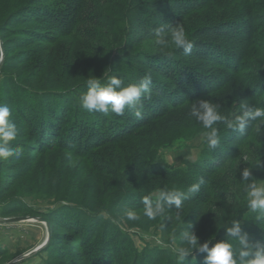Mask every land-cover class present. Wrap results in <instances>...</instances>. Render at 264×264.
Here are the masks:
<instances>
[{"label":"rangeland","instance_id":"1","mask_svg":"<svg viewBox=\"0 0 264 264\" xmlns=\"http://www.w3.org/2000/svg\"><path fill=\"white\" fill-rule=\"evenodd\" d=\"M63 1L0 0V41L3 44V54L0 46V105L9 108L11 123L19 117L14 113L12 100L21 92L18 84L65 90L84 84L75 89V93L77 89L80 91L78 96L81 100L90 89L87 83L90 79L108 83L113 78L129 77L132 83H142L146 77L144 74L161 79L146 68V57L155 54L153 49L156 51L158 47L153 45L155 40L170 41L171 31L157 38L151 36L146 27L134 22L135 18H128L130 13L127 11L134 12L129 0H87L82 13L85 22L78 26L80 33L42 41L48 34L43 32L42 23L39 24L36 18L49 21L43 10L61 9L68 16L74 15ZM167 1L170 4L166 9H173L174 15H182L194 0ZM147 9L143 7L140 12ZM125 17L127 20H122ZM234 24H242L248 30H245L243 38H249V41H242L236 34L228 32L239 30L231 28ZM111 25L116 29L114 34ZM180 25H183L193 47L190 52L182 48L179 51L190 60L194 59L195 67L211 77L212 83L216 84V77L221 75L225 84L217 86L218 89L204 99L175 110L165 119L136 132L123 144L122 152L111 147L94 150L93 153L103 162L100 172L93 168L85 155L63 148L51 152L47 158H39L31 168L30 140L27 137L16 139L20 136L19 127H16L15 140L8 147L17 151L16 157L21 159L15 162V156L10 155L7 160H0V219L28 220L0 223V264H11L40 247L43 248L39 252L18 264H93L92 260L100 255L97 246L106 228L102 224L95 230L83 213L96 214L101 210L114 211L111 215L105 214V218L111 219L113 225L109 223L121 232L116 240L117 246L110 252L116 257L117 264L134 261L133 251L137 255L155 250L170 251L178 258V250L187 247V237L192 235L197 237L199 247L182 264L186 260L197 259L199 255L203 257L202 262L208 263L211 249L219 243H229L235 249L242 247L229 229L238 224L240 229L245 226L246 230L249 223L257 220L260 211L253 212L248 208L244 186L251 185L253 181L264 182V146L253 140L248 141L237 158L226 163L222 171L212 178L226 187L218 193L226 197L227 202L212 198L204 205L189 204L179 210L162 208V212L153 219L145 215L147 208H137L130 196L159 191L166 185V181L148 182L147 176L132 172L133 157L143 153L149 145L165 144L159 148L158 161L171 169H185L188 163L202 159L208 148L207 133L211 129H204L203 122L190 115L191 105L195 104L197 108L201 102L215 105L218 114L224 117V120L216 122V129L223 128L222 123L226 121L233 122L242 117L245 112L264 110V0H221L200 13H191L174 28ZM217 27L222 30H215ZM207 43L235 53L221 58L226 64L220 65L219 59L212 60L211 55L205 54L206 48L197 46ZM191 55H196V58ZM54 57L56 62L49 70H44L43 67ZM229 63L239 66V71L233 74ZM55 66L59 74L54 72ZM258 83L260 90L257 89ZM123 88L121 85L120 89ZM148 89L151 95H156L153 88ZM164 103L167 102L164 100ZM111 115L116 119L119 117L114 113ZM247 123L257 125L259 118ZM262 125L260 132L264 131ZM112 150V155L118 158V162L113 164L116 168L107 161ZM257 160L258 164L253 167ZM246 169L251 170L249 180L243 177ZM120 194L129 197L125 203L122 199L117 201ZM128 213L135 214L137 219H129ZM261 222L255 223L253 229L259 225L262 227ZM241 236L249 240L254 237L250 230ZM258 238L261 242L252 240L251 245L248 244L251 249L264 247V237ZM204 245L207 249L201 251Z\"/></svg>","mask_w":264,"mask_h":264},{"label":"trees","instance_id":"2","mask_svg":"<svg viewBox=\"0 0 264 264\" xmlns=\"http://www.w3.org/2000/svg\"><path fill=\"white\" fill-rule=\"evenodd\" d=\"M129 1V4L132 3L133 5L134 12L127 11L130 13L128 18H135L134 22L136 21L142 27H146L147 32H151L150 35L157 38L166 35L172 28L182 23L191 13H200L206 10V7L216 4L221 0H194L193 4L188 6L186 13H182V15L181 13L174 15L175 12L173 9H166V6L170 4V1L167 0ZM86 3L87 0H64L63 4L70 8L68 9L74 14L72 16H68L61 9L48 8L43 10L46 18H49V21L47 22L46 19L36 18L39 24L42 23V28H44L43 32L48 34L42 41L49 42L52 39H63L74 33H80L78 26L85 22L82 13L85 10ZM143 7H147L148 9L140 12ZM34 15H38V13H34ZM122 20H127V18L125 17ZM124 24H126L125 21ZM219 28L217 27L215 30L219 31ZM231 28L233 30L234 28H238L239 30L231 32V29L228 32L236 34L242 41H249V38H243L245 30H248L242 24H234ZM110 29H112L113 34L116 32V29L112 25ZM220 30L222 29L220 28ZM226 30L230 29L226 28ZM197 46H200L198 48H203L204 50L206 48L205 54L208 56L211 55L212 60L217 61L219 59L220 61L218 62H220V65L226 64L221 58H224L225 55L235 53L233 50H227L223 47L218 49V46L214 45V43L199 44ZM164 47L158 45L156 51L153 49L155 51L153 53L155 54L146 57L148 61L146 68L151 71V74L156 73L158 76H161V79L158 80L154 79L152 75H143L150 77L148 87L153 88L152 90L155 91L154 93L156 95L153 96L149 91L146 92L138 101H134L131 105L127 106L124 115L119 116L118 119L112 117L111 113L105 115L99 111L93 110L89 112L83 108L78 96V92L80 91L77 89V93H75V89L79 88V86H85L84 84L68 90L40 85L25 87L24 85L18 84L17 86H19L21 92L15 95V99L12 100L15 104L14 113L18 114L19 117L16 122L13 121V124L19 127L20 131V136L16 139L27 137L30 140L28 149L31 151V168L35 162L38 163L39 158H47L51 152L63 148L77 155H85L86 159L93 164V168L100 172L103 170V162L93 153L94 150L111 147L114 151L115 149L118 151L121 149L122 152L124 149L123 144L131 140L136 132L145 130L148 126L150 127L156 122L165 119L168 114L175 110L204 99L210 95V92L218 89L217 86L225 84L221 75L220 77H216V84L212 83L210 81L211 77L199 71L193 63L195 60H190V57L184 56L179 51L180 49L159 50L164 49ZM193 58H196V55ZM54 62H56L55 57L43 69L49 70ZM237 67L239 66L229 63V68L233 71V74L239 71ZM53 70L56 74H59L57 66ZM146 77H143V82ZM120 81L124 88L130 85L140 84V82L132 83L129 77L121 79ZM108 83L100 82L101 86H107ZM258 86L257 89L260 90V84ZM209 87H212V89H208ZM248 87L252 86L248 84ZM119 90L117 89V91ZM164 100L167 103H164ZM225 124H227V121L222 123L223 128L216 129L219 140L218 145L215 148L208 147L202 159L195 163H188L185 169H171L164 163L158 161L159 148L165 147V144L149 145L143 153L133 157L132 166H134V170L132 172H139L147 176L149 179L148 182L154 180L159 182L166 181V185L159 191H147V193H135V195L131 194L130 196H132V199L134 198L133 200L137 204V208L146 209L149 205L152 208H156L159 205L165 209L179 210L189 204H207L212 198L227 202V198H224L218 193L223 188L226 189V187L216 183L212 178L222 171L226 163L237 158V155L244 149L248 141L253 140L256 144L264 146V131L259 133L255 132L256 125H252L251 123H247L245 126V128L249 127L248 130L245 128L243 130L238 128L229 129ZM261 127L263 125H260V130L262 129ZM113 150L110 151L111 154L108 153L112 159L110 160V156H108L107 161L116 168V165L114 166L113 164L118 162V158L112 155L114 154ZM11 156H15V162L21 159V157H16L18 156L17 151H11ZM194 185L198 187L197 191L192 193L189 189ZM172 191L180 193V207L174 204L169 205L160 196L161 192L170 193ZM128 198L127 195L120 194L118 195L117 201L119 202L122 199V202L125 203ZM232 198L233 196H231ZM111 211L113 210L107 212L101 210L96 214L89 211L83 213L84 216L90 219L89 224L95 230H98L102 224L106 228L104 229L105 231H102L100 244L97 246V249L101 251L100 255L92 260L93 264H117V261H115L116 257L114 258L110 252L117 246L118 243H116V240L121 236V232H119V228L112 226L111 219L105 218V214L111 215ZM250 219L252 218L250 217ZM257 220L259 222L262 221V227H259L260 225L255 226L254 230L253 225L259 223ZM257 220L249 223V227L246 230L245 226L241 228L235 241L239 242L241 239H244L249 245H251L250 241L252 240H255L257 243L261 242L258 237H264V213L258 212ZM249 230L251 231V235H254L251 240L248 237L241 236L243 232H248ZM104 248L107 249L106 252ZM233 249L234 251L237 249V252H234V257L239 264V251L242 249L243 251L249 250L243 247ZM131 253L135 254V256H132L134 261L131 260L127 264H177L178 260L176 255L174 254V256L170 251L155 250L145 252L143 255H137L136 251ZM162 254H165V256H161ZM199 256L194 260H186L183 264H205L202 262L203 257ZM251 258L246 257L245 259Z\"/></svg>","mask_w":264,"mask_h":264},{"label":"clouds","instance_id":"3","mask_svg":"<svg viewBox=\"0 0 264 264\" xmlns=\"http://www.w3.org/2000/svg\"><path fill=\"white\" fill-rule=\"evenodd\" d=\"M153 45H164V49H184L185 52H190L193 47L192 41L188 38L183 25L177 28H173L170 33V41L165 42L163 39H157L153 42ZM90 85V89L87 94L81 98V103L84 109L89 112L93 110L99 111L105 115L111 111L117 116L124 115L127 106L131 105L134 101L140 99V97L149 91L148 84L150 83V77H146L145 81L138 85H130L126 88L120 89L121 81L118 79H111L107 86H101L97 79H90L87 82ZM117 89H120L117 91ZM139 115V113H137ZM190 115L197 117L203 122L204 129H211L207 133V146L209 148H215L219 140L217 138L216 128L214 125L216 122L224 120V117L218 114L216 106L208 102H201L199 108L195 104L191 105ZM259 118V123L256 125V132H260V125L264 124V110L257 109L252 112H245L242 117H238L233 122L227 123L229 129L243 130L249 120ZM17 133L16 126L11 123L10 110L7 106L0 105V160H7L11 155V149L8 147L9 143L15 140ZM249 159L248 157H246ZM258 164V160L253 164L255 167ZM243 177L245 180L251 178V170H244ZM196 185L192 186L189 191L195 193L197 191ZM245 191L247 192V206L248 208L256 212L259 210L264 213V182L257 183L253 181L251 185L246 184ZM160 196L167 201L169 205L181 206L180 193L172 191L170 193H160ZM162 212V207L157 206L155 210L151 205L146 209L145 215L149 218L155 219L156 215ZM128 218L136 220L137 217L133 213H128ZM179 223V220L177 221ZM232 236H237L240 232V227L237 224L234 228L229 229ZM239 244L243 248H248L249 251H239V264H264V247H259L255 250L245 242L244 239L239 241ZM199 247L198 239L196 236L187 237V247L179 249V256L177 264H182L185 258L194 250ZM207 249V245H204L201 251ZM246 257H252L251 259H245ZM208 264H238L237 259L234 257V251L232 245L229 243H219L213 249H211L207 258Z\"/></svg>","mask_w":264,"mask_h":264},{"label":"water","instance_id":"4","mask_svg":"<svg viewBox=\"0 0 264 264\" xmlns=\"http://www.w3.org/2000/svg\"><path fill=\"white\" fill-rule=\"evenodd\" d=\"M0 46H1V51H2V54H3V44H2L1 41H0ZM0 69H1V67H0ZM26 220H28V219H16V220H1V219H0V223H1V224H10V223L21 222V221H26ZM36 220H38V221H42L41 219H36ZM48 229H49V228H48ZM42 248H43V247H40V248L37 249L36 251H34V252H32V253H30V254H28V255H26V256L20 258V259H18L17 261H15V262H13V263H11V264H18V263H20V262H22V261H24V260H27L28 258L32 257L34 254H36L37 252H39Z\"/></svg>","mask_w":264,"mask_h":264}]
</instances>
